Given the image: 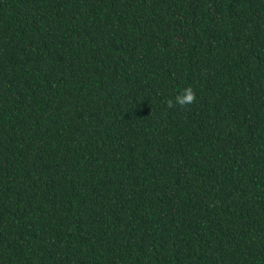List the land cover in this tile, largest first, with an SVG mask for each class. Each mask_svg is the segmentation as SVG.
Instances as JSON below:
<instances>
[{
  "label": "trees",
  "instance_id": "trees-1",
  "mask_svg": "<svg viewBox=\"0 0 264 264\" xmlns=\"http://www.w3.org/2000/svg\"><path fill=\"white\" fill-rule=\"evenodd\" d=\"M0 264H264V0H0Z\"/></svg>",
  "mask_w": 264,
  "mask_h": 264
},
{
  "label": "clouds",
  "instance_id": "clouds-1",
  "mask_svg": "<svg viewBox=\"0 0 264 264\" xmlns=\"http://www.w3.org/2000/svg\"><path fill=\"white\" fill-rule=\"evenodd\" d=\"M196 102V93L191 87L184 88L174 98H170L166 101L168 108L186 109L188 106Z\"/></svg>",
  "mask_w": 264,
  "mask_h": 264
}]
</instances>
